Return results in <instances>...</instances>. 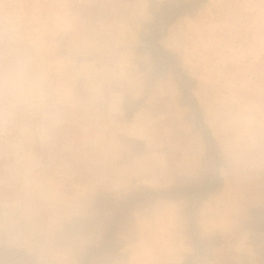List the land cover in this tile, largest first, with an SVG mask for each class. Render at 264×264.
<instances>
[{"label":"rangeland","instance_id":"374dc122","mask_svg":"<svg viewBox=\"0 0 264 264\" xmlns=\"http://www.w3.org/2000/svg\"><path fill=\"white\" fill-rule=\"evenodd\" d=\"M164 1L0 0V258L78 264L113 200L200 168L173 75L151 81L138 51ZM162 43L197 81L223 183L194 216L201 255L185 201L158 200L133 210L104 264H264V0H208Z\"/></svg>","mask_w":264,"mask_h":264},{"label":"trees","instance_id":"16d2710c","mask_svg":"<svg viewBox=\"0 0 264 264\" xmlns=\"http://www.w3.org/2000/svg\"><path fill=\"white\" fill-rule=\"evenodd\" d=\"M208 0H167L160 4L151 2L149 11L152 19L139 32V53L150 57L152 69L149 79L156 81L160 77L172 74L179 88V104L188 107L193 132L198 133L205 148L201 157V166L191 176H179L175 184L165 187H141L113 200L110 205V218L106 221L98 246H88L81 255L78 264L109 263L123 250L126 241L121 236L124 226L132 219L133 210L141 205L158 200L176 202L183 200L187 204L185 219L188 221V234L191 243L199 255L202 245L197 239L198 227L194 221L195 213L208 195L222 186V169L226 160L221 148L214 139L210 128L204 121L198 100L193 90L197 81L184 68L181 59L171 49L164 46L162 39L167 35L169 26L178 18L194 17ZM8 249V259L0 258L6 264H29L23 259L27 256L15 249ZM6 253L4 249L0 250ZM193 257L186 258L181 264H191Z\"/></svg>","mask_w":264,"mask_h":264}]
</instances>
